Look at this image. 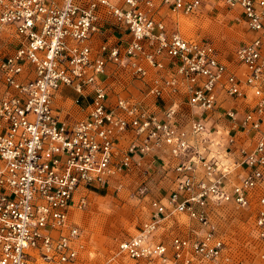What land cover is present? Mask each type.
Returning <instances> with one entry per match:
<instances>
[{"label": "built area", "instance_id": "obj_1", "mask_svg": "<svg viewBox=\"0 0 264 264\" xmlns=\"http://www.w3.org/2000/svg\"><path fill=\"white\" fill-rule=\"evenodd\" d=\"M204 1L0 0V33L11 25L19 37L16 49L0 59V264L75 262L84 247L69 212L76 191L108 183L157 148H167L177 160L173 187L165 203L150 200L151 218L119 243L120 252L161 264L218 260L226 244L211 218L216 206L228 203L249 210L253 230L264 241V0H215L240 8L250 33L235 50L245 68L242 77L219 59L212 41L167 28L163 12L198 15ZM102 11L122 23L130 39L124 46L105 40L94 55L88 41ZM140 55L157 69L163 68L162 57L173 62L171 75L148 79L147 92L159 97L166 87L173 94L183 88L190 107L225 119L220 127L230 151L211 153L206 118L192 116L182 124L176 102L162 115L126 96L108 104L100 81L107 64L147 78ZM63 85L77 92L76 104L91 96L86 117L72 124L53 107ZM219 88L236 100L251 95L250 108L220 111ZM127 131L132 137L119 149L116 135ZM248 133L251 146L238 138ZM76 204L83 207L85 195ZM174 212L195 219L203 233L151 241Z\"/></svg>", "mask_w": 264, "mask_h": 264}, {"label": "rangeland", "instance_id": "obj_2", "mask_svg": "<svg viewBox=\"0 0 264 264\" xmlns=\"http://www.w3.org/2000/svg\"><path fill=\"white\" fill-rule=\"evenodd\" d=\"M226 10L221 8L209 14L179 16L176 20L184 37L214 40L223 61L233 66V51L247 39V33L244 25L236 17L228 15ZM131 170L115 174L109 183L87 189L82 193L86 204L81 208L72 207L70 218L81 228L84 247L76 261L69 264H152L131 259L118 248L122 240L138 233L141 224L152 214L150 200L145 197L149 188L142 181L141 171ZM167 219L175 224V234L188 231L190 234L194 229L198 233L204 231L200 223L184 213L174 212ZM211 222L224 238V255L215 261L202 260L196 264H264L260 258L264 241L253 230L249 210L235 204H222L215 207ZM30 264L62 263L33 259Z\"/></svg>", "mask_w": 264, "mask_h": 264}, {"label": "crops", "instance_id": "obj_3", "mask_svg": "<svg viewBox=\"0 0 264 264\" xmlns=\"http://www.w3.org/2000/svg\"><path fill=\"white\" fill-rule=\"evenodd\" d=\"M221 8L227 9L226 11L228 12V15L236 17V19H238V21L244 25L248 38L250 36V33L247 30L240 8L231 9L217 3L215 0H205L198 15L209 14L213 11H218V9ZM162 16L164 17L167 28L172 29L176 25L178 27L179 23H177V20L179 16L184 15H175L163 12ZM96 25L97 31L92 33L90 40L88 41L94 55L99 52L100 43L105 40H107L111 44L124 46L130 39V34L126 30L125 26L122 23L115 21L104 11L101 12V17L99 18V20H97ZM206 40H210L213 42L219 59L223 61L224 59L222 53L220 52L218 46H216L214 40L207 37ZM18 44L19 37L15 33L14 28L11 25H5L0 33V59L5 57L6 55L11 54L16 49ZM240 44L235 47V50ZM235 50L233 51L232 57V61L234 60V63L232 64L233 66H229V68L234 70L240 77H242L245 72V68L242 65H239L235 60ZM161 60L163 62V68L157 69L156 67L151 66L141 55L139 56V61L142 62L141 64L147 70V78L140 77L130 68H125L117 64L108 63L105 68V72L100 76V81H102L108 89V104L110 106H113L119 96H126L132 98L133 100H137L140 105L143 106V108L162 115L165 109L171 106L172 103L176 102L179 108L177 120H180L182 124L187 125L189 123L190 117L192 116H201L204 119L206 118L205 120L207 122V128L209 129V141H212V143L208 145L210 147L211 153L217 155L220 152L230 151L233 146L230 147V145L227 144V132L220 127L221 123H223L225 119L219 118L218 113H215L211 115V117H209V115H207L206 113H201L199 109L190 107L187 102V93L184 92L183 88L179 93L173 94L170 89L166 87L159 97L153 96L147 92L148 87L146 86V82L148 81V79H157L158 77H168L169 75H171V65L173 63L172 60L168 57H162ZM26 74L27 73H25L22 77H24ZM65 89H67V93H65ZM0 92H4V83L1 77V73ZM76 97L77 92L73 87L67 85L61 86L53 97V107L55 111L59 114L61 119L70 124L79 119L85 118L89 110V99L91 96H87L79 104H76L74 102V99ZM251 102V95L247 96L245 100H236L228 95L223 89L219 88L217 90V105L219 106L220 111H225L226 109L230 108H236L239 110V112L243 113L245 110L250 108ZM217 129H220V133L217 132ZM131 137L132 133L130 131L116 135V142L119 149H122L131 139ZM252 137V133H248L246 135H238L240 142L244 143L245 141V145L249 146H251V143L249 142ZM223 148L225 149V151ZM226 155L228 156L227 153ZM176 161V158H173L171 156L167 148H157L150 150L145 156H143L139 164L133 165V169L130 168V170L132 169L133 171L134 169H139L141 171V175L143 177L142 181L146 184V187L149 188V190H147L145 194V197L149 198V200L156 198L161 200V202L163 203L166 202L168 193L173 187V180L175 178L173 166L176 164ZM83 192V189H79L76 191L69 208V212L71 211L72 207L77 208L76 202L81 197ZM149 216L150 217L147 220L151 218L150 214ZM172 222L173 221L169 219L163 220L158 229L151 236V241H168L169 238L175 234L174 229L176 228L175 224L173 225ZM194 230L195 231H193L192 233L199 232L197 231V229ZM188 233L180 235L187 236L192 234ZM148 263L161 264L157 262Z\"/></svg>", "mask_w": 264, "mask_h": 264}]
</instances>
